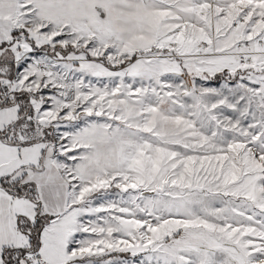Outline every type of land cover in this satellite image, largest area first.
<instances>
[{"label":"snow or ice","instance_id":"snow-or-ice-1","mask_svg":"<svg viewBox=\"0 0 264 264\" xmlns=\"http://www.w3.org/2000/svg\"><path fill=\"white\" fill-rule=\"evenodd\" d=\"M0 264H264V0H0Z\"/></svg>","mask_w":264,"mask_h":264}]
</instances>
